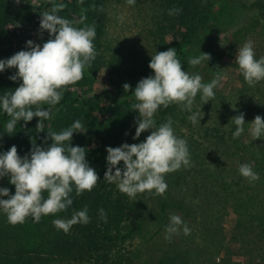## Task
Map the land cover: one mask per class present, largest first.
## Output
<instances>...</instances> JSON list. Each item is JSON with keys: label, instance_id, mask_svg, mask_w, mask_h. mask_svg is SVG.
I'll return each instance as SVG.
<instances>
[{"label": "trees", "instance_id": "16d2710c", "mask_svg": "<svg viewBox=\"0 0 264 264\" xmlns=\"http://www.w3.org/2000/svg\"><path fill=\"white\" fill-rule=\"evenodd\" d=\"M47 2V8L32 10L27 4L0 0V37L9 42L16 41L22 51L26 50V40L32 34L34 43L42 46L50 37L46 31H39L40 13L50 9L53 3H63L65 7L60 15L71 20L75 27L85 24L95 27L93 43L96 59L84 72H89L91 77L106 76L112 93H117L124 83L134 91L142 78L154 75L148 67L151 56L168 48H176L177 57L182 60L192 47L199 44L208 47L205 53L210 54L209 62L188 68L182 64L183 71L200 74L205 83L210 82L216 74L213 69L216 58L230 54L229 50L243 46L247 39L254 43L256 58L264 57V0H254L249 6L237 0H136L133 5L137 7L138 16L144 24L143 35L147 42L145 55L142 56H138L134 48L125 53L119 44L112 46L106 38L108 3H127V0ZM170 9L180 11L169 15ZM237 10L244 12L242 27L220 42L219 38L228 30L224 18L226 12ZM17 30L24 33V39ZM235 58L231 66L236 73L238 86L232 87L228 93L221 92L217 87L214 89L215 98L205 105L199 94L195 98L192 112L200 113L201 124H194L189 119L191 112L177 103L161 107L156 113L154 119L157 125L168 120L173 122L175 134L187 141L191 157L189 167L166 175L168 187L163 195L146 191L130 199L114 183L104 180L107 171L106 147L136 143L133 139L136 130L134 121L139 114L132 111L135 103L132 100L112 102L103 107L100 94L84 95L85 76L67 87L57 105H42L46 109L51 107L52 116L42 121L40 128L36 127L38 118H33L26 125L21 121L16 133L9 136L5 128L9 117L0 113V152L15 145L21 157L30 152L32 142L47 147L52 143L48 139L45 144L47 133L60 132L75 120H80L87 131L74 133L72 144L88 149L86 158L99 176L97 185L91 191L79 196L73 191V204L67 211L42 216L39 222L28 217L24 223L16 225L1 216L0 264H136L137 253H133L132 241L145 237L141 231L148 217L159 220L162 228L158 230L165 233V226L169 223V213L166 212L171 205L179 211L183 206L192 208L197 216L200 215L198 209H201V217L203 206H206L208 215L205 216V223L200 218L193 219L192 229L200 230L185 239L194 242L193 248L175 245L171 255H168L169 260L163 258L159 264H198L200 259L196 250L199 249L206 251L207 257L212 251L220 250L221 264L228 263L232 258L240 259L232 264H264V138L245 141L246 135L251 133L250 126L245 125V133L233 139L235 126L231 122L241 112L245 114L246 123H251L257 115L264 117V81L249 86ZM19 83L9 90H15ZM4 87H0V93L6 91ZM241 164L251 165L260 179L250 183L242 177L239 173ZM122 166L121 162L119 167ZM190 183L199 187L200 192L197 193L200 196L187 192ZM0 187L8 188L11 195L15 193V187L9 183L7 176L0 179ZM44 195L46 198L47 193ZM220 204L235 218V233L232 235L240 245L234 251L221 245L224 238L219 237V218L214 215ZM152 205L159 208V213L150 211ZM84 207H87L90 217L88 224L78 223L68 233L54 227V219H70L74 211ZM100 209L106 213V220L100 215ZM200 236L205 240L204 247L195 243ZM165 240L172 245L171 240ZM139 259L141 256L137 261Z\"/></svg>", "mask_w": 264, "mask_h": 264}, {"label": "clouds", "instance_id": "9594fccd", "mask_svg": "<svg viewBox=\"0 0 264 264\" xmlns=\"http://www.w3.org/2000/svg\"><path fill=\"white\" fill-rule=\"evenodd\" d=\"M135 2L127 0L129 5ZM64 7L63 3H53L50 9L40 13L39 31L49 34L47 42L41 46L29 40L26 50L0 59V73L16 69L9 79L21 82L15 90L0 93V113L9 117L5 124L9 136L16 133L21 121L26 125L33 118H38L36 127L40 128L42 121L52 116L51 107L46 109L42 105H57L67 87L83 79L85 69L91 67L96 59L95 27L86 24L75 27L71 20L60 15ZM179 11L170 9L169 15ZM81 23H84V18ZM210 59V54L200 51V55L188 58L187 63L196 67ZM235 63L249 86L264 81V57L256 58L253 42L246 41L238 48ZM148 67L154 75L142 78L132 92L136 100L132 111L139 114L134 121L133 139L138 140L148 130L151 134L141 143H123L119 147L105 149L107 171L104 180L114 183L130 199L146 191L163 195L168 187L166 175L191 164L188 143L175 134L173 122L168 120L157 125L154 117L158 110L177 103L191 112L189 119L194 124L200 123V113L192 112L195 98L199 94L203 105L212 101L214 89L224 79L222 72L216 71L214 78L205 83L200 74L183 71L176 48L151 56ZM130 87L127 83L123 85L125 92ZM231 122L235 126L233 139L245 133V125L250 126L249 131L255 140L264 138V117L260 115L246 123L245 114L241 112ZM86 131L82 122L75 120L67 129L47 133L45 144L48 139L52 142L47 147L32 142L30 152L23 157L18 155L15 145L0 152V179L7 176L15 187L14 195L8 188L0 187V212L6 215L10 224H22L28 217L39 222L42 216L67 211L73 204L71 194L74 190L79 196L97 185L99 176L86 158L88 149L72 144L74 133ZM121 162L123 166L119 167ZM239 173L250 183L260 179L249 164H241ZM44 193H47L46 198ZM99 212L106 220L104 210ZM89 222L88 209L84 207L74 211L70 219H54L53 225L68 233L74 225ZM181 230L185 235L191 232L180 216L172 215L165 226V239L171 240Z\"/></svg>", "mask_w": 264, "mask_h": 264}, {"label": "rangeland", "instance_id": "374dc122", "mask_svg": "<svg viewBox=\"0 0 264 264\" xmlns=\"http://www.w3.org/2000/svg\"><path fill=\"white\" fill-rule=\"evenodd\" d=\"M14 4H27L32 10H36L39 7L47 8L49 3L48 0H11ZM240 4L244 6H249L254 0H237ZM137 7L134 5H129L128 3H115L110 2L107 5L106 8V38L108 41H110L112 46H115V44H119L120 47H122L123 51H126L127 53L130 48H134L138 54V56L145 55L144 50L146 49V40L144 38L143 32H144V24L141 21V18L138 16ZM225 21L227 25V32L224 35H221L220 42H223L226 38L229 37V35L236 32L238 29H240L243 25V19H244V12H241L239 10L237 11H227L225 14ZM19 34L22 39H24V33H22L20 30ZM34 35H29L26 41H33L34 42ZM247 41H251L250 39H247ZM201 42V41H199ZM16 41L9 42L4 37H0V56H2L1 59H7L10 58L12 55L18 53L20 51V48L17 46ZM254 46V43H253ZM200 51L202 53H205L208 51V47L205 45L199 44L196 47H192L190 50H188L184 57L182 58V64L184 67L188 68L187 60L190 57H196L200 55ZM230 54H225L222 56L217 57L215 61V65L213 66L215 71L222 72L224 79L220 82L218 85V89L223 93H228L232 87L238 86V82L236 81V73L233 70L231 64L233 59L236 57L238 48H233ZM226 53V52H225ZM16 72V69H8L4 73H0V87H4V90H9L10 88L16 86L20 81L13 82L9 79L10 76L14 75ZM84 76L86 77V83L84 85V89L86 92H84L86 96L90 97L93 94H100L102 97L101 99V105L103 107H107L112 102H120L122 100H132L136 102L134 94L132 93L133 90L130 88L128 92L124 91L123 85L119 89L118 92L112 93V89L110 86V83L108 82L106 76L97 75L94 77L90 76L89 72H84ZM209 82V81H208ZM151 134V130H148L141 134L138 140H136V143L143 142L148 135ZM251 135V133H248L246 137L244 138L245 141H248L250 139H254ZM197 191L200 192L199 187L193 186L192 183H190L189 188L187 192L192 195H196ZM174 197V196H173ZM158 204V203H157ZM159 206V204H158ZM202 206V205H201ZM151 212L157 213L159 211V208L156 205L150 206ZM200 215L197 216V213L193 211L192 208H186V206L181 207V210H176L173 208V205H171L167 209L168 219L172 215H178L182 218V220L188 225V227L191 229V232L189 235H194V233H198V230H193L192 226H194V220H198L200 218L201 222L205 221V216H207V208L206 206H203V216L201 209H198ZM159 213V212H158ZM217 218H219V224L218 227L221 228V234L219 235L220 238H224L221 245L229 247L232 251L239 248V243L235 242L233 240L232 233H235L233 231V227L235 225V218L227 208H224L221 204L218 207V211L215 210L214 213ZM3 216L6 218V215L2 212H0V217ZM158 217H160L158 215ZM214 218V217H213ZM144 229L141 231L143 233V236H145L141 240L134 239L132 241V250L133 253H137L136 256V264H159L163 258H166L169 260L168 255H171V251L174 249L173 246H180V248H193L194 242H191L189 239L188 241H185L186 237L188 235H185L183 231L181 230L178 234H174L172 236V245L167 243L165 240L164 232H159L158 229L162 228V224L159 220L153 219L152 217H148V220L144 222ZM147 225V228H146ZM204 225V224H203ZM202 225V226H203ZM203 232V230L201 231ZM239 233V232H237ZM254 233V232H249ZM203 236V234L201 233ZM199 246L204 247V239L200 238L195 240ZM205 251V250H204ZM199 252V253H198ZM199 255V261L198 264H221L222 262V254L218 251H212L209 253V256L207 257L206 251L203 252L202 249L196 250V254ZM139 254V255H138ZM141 256V259L138 260V257ZM187 256V255H186ZM225 259V258H224ZM244 259V258H243ZM146 260V262H145ZM209 260V261H207ZM227 260V257H226ZM240 259L238 258H232L228 261L226 264H232L237 263ZM86 264V263H84Z\"/></svg>", "mask_w": 264, "mask_h": 264}]
</instances>
